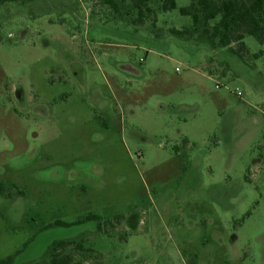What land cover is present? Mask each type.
<instances>
[{
	"label": "rangeland",
	"instance_id": "rangeland-1",
	"mask_svg": "<svg viewBox=\"0 0 264 264\" xmlns=\"http://www.w3.org/2000/svg\"><path fill=\"white\" fill-rule=\"evenodd\" d=\"M175 1L0 3V261L264 264V44L177 38Z\"/></svg>",
	"mask_w": 264,
	"mask_h": 264
},
{
	"label": "trees",
	"instance_id": "trees-1",
	"mask_svg": "<svg viewBox=\"0 0 264 264\" xmlns=\"http://www.w3.org/2000/svg\"><path fill=\"white\" fill-rule=\"evenodd\" d=\"M6 1L19 0H0V3ZM99 1L120 18L136 11L137 18L133 23L138 25H143L147 18L154 15V10L150 7L152 2H158L163 13L177 8L175 0ZM180 14L191 18L192 27L185 30L172 29L171 34L185 41L196 40L206 43L212 49L230 48L233 44H238L236 50L238 55L246 51L244 44L246 36L253 37L260 44H264V0H191L190 6L182 8ZM100 220L99 216L89 214L78 223ZM56 225L69 226L63 222H57ZM99 230H102V225L99 226ZM71 247H75L76 251H81L83 255L86 252L92 253L83 243L55 242L50 248L53 256L45 264H86L85 261L77 260L78 255L65 252ZM0 264H12V258L0 261Z\"/></svg>",
	"mask_w": 264,
	"mask_h": 264
},
{
	"label": "crops",
	"instance_id": "crops-1",
	"mask_svg": "<svg viewBox=\"0 0 264 264\" xmlns=\"http://www.w3.org/2000/svg\"><path fill=\"white\" fill-rule=\"evenodd\" d=\"M89 249V248H88ZM92 251V253H94V251L92 249H90ZM86 264H89V263H86Z\"/></svg>",
	"mask_w": 264,
	"mask_h": 264
},
{
	"label": "built area",
	"instance_id": "built-area-1",
	"mask_svg": "<svg viewBox=\"0 0 264 264\" xmlns=\"http://www.w3.org/2000/svg\"><path fill=\"white\" fill-rule=\"evenodd\" d=\"M238 95L240 96L241 94L239 93Z\"/></svg>",
	"mask_w": 264,
	"mask_h": 264
}]
</instances>
